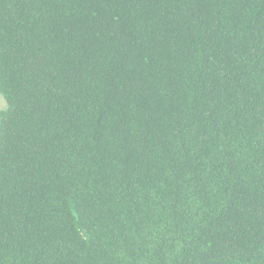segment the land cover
<instances>
[{
	"label": "trees",
	"instance_id": "trees-1",
	"mask_svg": "<svg viewBox=\"0 0 264 264\" xmlns=\"http://www.w3.org/2000/svg\"><path fill=\"white\" fill-rule=\"evenodd\" d=\"M0 264H264V0H0Z\"/></svg>",
	"mask_w": 264,
	"mask_h": 264
},
{
	"label": "water",
	"instance_id": "water-1",
	"mask_svg": "<svg viewBox=\"0 0 264 264\" xmlns=\"http://www.w3.org/2000/svg\"><path fill=\"white\" fill-rule=\"evenodd\" d=\"M8 102L4 95L0 92V113L5 112L8 110Z\"/></svg>",
	"mask_w": 264,
	"mask_h": 264
}]
</instances>
